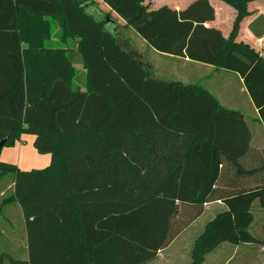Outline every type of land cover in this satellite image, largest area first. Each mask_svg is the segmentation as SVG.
<instances>
[{
	"label": "trees",
	"instance_id": "16d2710c",
	"mask_svg": "<svg viewBox=\"0 0 264 264\" xmlns=\"http://www.w3.org/2000/svg\"><path fill=\"white\" fill-rule=\"evenodd\" d=\"M153 1L101 0L104 12L96 0H0V140L32 134L50 155L40 169L0 161V178L14 177L1 206L23 212L26 264H146L216 200L226 209L195 238L191 264L223 242L264 249V223L260 235L252 227L254 208L264 209V163L244 165L243 114L199 83L155 76L116 31L119 18L162 55L236 74L264 126V58L236 39L258 0H218L235 13L227 36L206 26L215 20L208 0L178 10ZM55 22L75 47L45 46ZM225 163L263 179L225 180Z\"/></svg>",
	"mask_w": 264,
	"mask_h": 264
},
{
	"label": "crops",
	"instance_id": "0c3cea01",
	"mask_svg": "<svg viewBox=\"0 0 264 264\" xmlns=\"http://www.w3.org/2000/svg\"><path fill=\"white\" fill-rule=\"evenodd\" d=\"M96 1L99 3V7L102 11L109 12V8L103 2H101V0H96ZM191 1L193 0H159V2L157 1L158 4H155L154 2L156 1H153L151 7L157 8L165 3L169 7L178 10L185 7ZM208 1L215 10V20L206 23V26L219 29L224 36H227L231 30L232 21L234 19V14H235L234 10L231 9V7H227L225 4L220 3L219 1L216 0H208ZM249 10L252 12V14L246 17L242 21L236 39L237 41H243L245 43L250 44L264 58V33H263L264 19L260 18L262 17V15L264 16V0L251 2L249 4ZM110 15L113 16L114 18H117L113 12H110ZM117 20L119 24L122 25L124 24L121 19H120L121 21H119L118 18ZM253 21L259 22L258 24H256L255 30L257 32L261 31L260 37L254 36L249 30V25ZM126 36H127L126 33L122 34V38L128 41L131 50L144 62V58H143L145 57L144 53L137 48V43L135 41H132V39L128 37L127 39ZM141 47L147 52L151 50L149 49L151 47H149L143 41L141 42ZM175 59H179V61L185 62V64L190 65L192 68H195L194 66L196 67L201 66L199 65V63H193L188 61L187 59H183V58H175ZM148 65H150L151 70L155 75L154 66L151 65L150 62L148 63ZM203 66L209 69V71L212 73V76L213 75H215L216 77L218 76L219 79H223L225 82L230 80L231 83L234 84V85L232 84L233 89L226 90L227 93L226 96H224V98L222 94L221 96H218L219 95L218 91L220 92V90L215 84L212 88L210 87L213 90H211L210 88H206L205 86L204 87L218 99V101L222 106L229 109L239 110L243 114L244 120L248 125L251 134L250 150L248 152V155L244 158L245 159L244 165L246 167L257 168L258 165L264 163V126L258 121L257 110L253 105L251 99L249 98L245 90V87L243 86L241 78L233 73H227L222 70H215V68L210 65H203ZM167 77H172V76L170 74ZM168 79L170 80L171 78ZM221 97L223 101H225L224 104H222L223 102L221 100ZM20 140L24 142L23 145H20V143L17 144L14 143L15 144L14 147H16L19 151V156L17 157L18 158L17 161L20 162L22 158L36 157L37 156L35 153L36 150L33 146L34 135L23 134L21 135ZM224 166H225V171H224L225 180L230 178H237L238 183L242 184L243 186H254L261 181V178L263 179L261 170H256L250 176L237 177L233 168L230 167L229 164L225 163ZM12 178L14 181V177ZM13 181L11 183L12 188L14 184ZM3 195H4V191L2 190L0 192V196ZM225 209L226 207L220 200L206 203L204 205L202 214L189 226H187L179 235H177L175 239L167 247L160 250L157 254V257L154 260L146 264H177L178 262L176 257L178 255L177 244L185 243L187 245L186 248L188 249L190 254L193 242L195 238L203 231L205 224L211 219H213L216 216V214L223 212ZM207 211L208 214L211 216V218L207 222H201L200 225H197L200 218ZM13 217H17V218L14 219ZM15 222L19 224L18 233L14 232L12 228L10 229V227H12ZM263 223H264V209L256 206L254 208V222L252 225V227H254L255 234L257 235L261 234ZM194 227L197 228L196 232L199 231L197 235L193 234L191 231ZM0 228H1L0 248H5V247L16 248L18 244H20L21 246L23 245L26 246V250H27V235H26L24 217H23V212L18 203L16 202L8 203L2 206V208H0ZM1 242L5 243V246L1 247L2 245ZM223 250L226 256L223 258V260H221V262L218 261V257H211V259L208 260L207 259L209 255L208 253L201 264H260L261 262L264 261V249L262 247H258V245L243 244V245H233L232 247H229V245H225L223 247ZM5 257L7 258L8 264H26L25 262L28 260V254L26 258L22 260V258H13L12 256H9L5 251L1 249L0 264H5L4 263ZM190 264H191V257H190Z\"/></svg>",
	"mask_w": 264,
	"mask_h": 264
},
{
	"label": "rangeland",
	"instance_id": "374dc122",
	"mask_svg": "<svg viewBox=\"0 0 264 264\" xmlns=\"http://www.w3.org/2000/svg\"><path fill=\"white\" fill-rule=\"evenodd\" d=\"M154 1H156V2H154L155 4H158L157 1L159 2V0H154ZM216 1H218V0H216ZM220 3H222V2H220ZM227 7H229V6H227ZM119 21H121V20L119 19ZM117 22H118V20H117ZM54 24L55 25L51 27L50 39L47 40V42H45V46L49 47V48H53V49L54 48H60L63 50L69 49L71 47L72 48L75 47L76 46V41H75L76 39H72V40H70V39H64L63 40L61 38L59 39V35L61 34L60 26L56 22ZM116 31H117V34L120 35V37H122L123 33H126V35H127L126 38L127 37L131 38L132 41H135L137 43V48L141 52H143L145 55V57H143L144 63L148 64L150 62L151 65L154 66V73H155V76H157V77H161L163 79L171 78L170 80H178V81H181L184 83H199V84L205 86L206 88H210V87L212 88L215 84L218 87V89L220 90V92L218 91V94H219L218 96H221V94H222L223 98H224V96H226V93H227L226 90L233 89L234 84L231 83L230 80L225 82L223 79H219L218 76H217L218 77V79H217V77L215 75L212 76V73L209 71V69L204 67L202 64H199L201 66H198V67L194 66L195 68H192L190 65L185 64V62L179 61V59H175L176 57L162 55V54L154 51L152 48H149L151 50H149L148 52L145 51L141 47V42L143 40L137 34H135L132 30H127V28H124V26H122V24H118ZM129 47H130V45H129ZM75 69L77 70L78 75L80 77V81H78V82L81 83V80L83 79L82 65L76 64ZM170 74L172 77H167ZM173 76H175L177 78H175ZM211 90H213V89H211ZM221 100L223 102L222 104H224L225 101H223L222 97H221ZM15 143L16 144L20 143V145L24 144V142L21 140L15 141ZM14 145L15 144L2 147L1 152H0V161L14 163L21 170H29L32 168L40 169V168H43L49 164V159H50L49 154L38 152L36 149H35L36 151L34 150L36 155H37L36 157L22 158L21 161L18 162L17 157L19 156V151L16 147H14ZM45 159H46V161H45ZM12 177H13V174L9 173V174L4 175L0 178V192L2 190L4 191V195L0 196V208H2L1 200L3 199V197L10 195L13 191V188L11 186V183L13 181ZM13 218L16 219L17 217H13ZM210 218H211V216L208 214V211L205 212V214L200 218L197 225H200L201 222H207ZM5 228H6V225H5ZM11 228L14 232H17V233L19 232V224L18 223L15 222L14 225L12 227H10V229ZM196 229L197 228L194 227L191 231L193 234L197 235L199 231L196 232ZM0 231H1V228H0ZM1 243H2L1 247L5 246V243H3V242H1ZM177 245H178V248H177V254L178 255L176 256L177 261H178L177 264H190V254H189L188 249L186 248L187 245L185 243H179ZM225 245H229V247L233 246V244L223 242L217 248H215L211 253H209L207 259L209 260V259H211V257H218V261L221 262V260H223V258L226 256L224 253V250H223V247ZM258 247H260V246H258ZM1 249L3 251H5L9 256H12L13 258H22V260H24L27 256L26 246H24V245L21 246L20 244H18V246L16 248L5 247V248H0V250ZM4 263L8 264L6 257L4 258ZM260 264H264V261L261 262Z\"/></svg>",
	"mask_w": 264,
	"mask_h": 264
},
{
	"label": "water",
	"instance_id": "95a60500",
	"mask_svg": "<svg viewBox=\"0 0 264 264\" xmlns=\"http://www.w3.org/2000/svg\"><path fill=\"white\" fill-rule=\"evenodd\" d=\"M5 142H6V139H1L0 140V152H1V149L4 146Z\"/></svg>",
	"mask_w": 264,
	"mask_h": 264
}]
</instances>
